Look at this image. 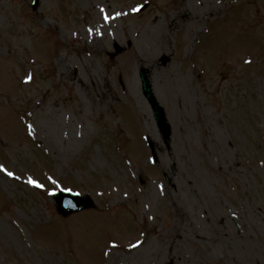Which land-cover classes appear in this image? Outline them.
<instances>
[{
    "label": "rangeland",
    "instance_id": "374dc122",
    "mask_svg": "<svg viewBox=\"0 0 264 264\" xmlns=\"http://www.w3.org/2000/svg\"><path fill=\"white\" fill-rule=\"evenodd\" d=\"M146 1L0 0V264H264V0Z\"/></svg>",
    "mask_w": 264,
    "mask_h": 264
},
{
    "label": "water",
    "instance_id": "95a60500",
    "mask_svg": "<svg viewBox=\"0 0 264 264\" xmlns=\"http://www.w3.org/2000/svg\"><path fill=\"white\" fill-rule=\"evenodd\" d=\"M146 82V79H145ZM147 83H146V87H147ZM148 91V94L150 95V91ZM158 114V113H157ZM162 114L159 113L158 114V119L160 120L161 124H164L165 121H163V117H161ZM168 130L166 132V136H167ZM170 133V132H169ZM65 196H58V204H59V212L64 214V215H70L71 213L78 211L86 206H88V202L87 201H81L80 198H67V200H64Z\"/></svg>",
    "mask_w": 264,
    "mask_h": 264
},
{
    "label": "snow or ice",
    "instance_id": "6c2138e0",
    "mask_svg": "<svg viewBox=\"0 0 264 264\" xmlns=\"http://www.w3.org/2000/svg\"><path fill=\"white\" fill-rule=\"evenodd\" d=\"M134 10H136V9H134ZM247 63H251V61L249 60V61H247ZM31 78H32L31 76L25 77L26 80H31ZM0 169H2L4 172H6L8 176H15V174L13 172L8 171V169L5 168L4 165H0ZM29 183L36 185V186H39V187H43V185L38 184V182L36 180L32 179L31 177L29 178ZM67 191L71 192L72 189H67ZM233 215H235V213H233ZM139 243L140 242L138 241L137 244H139Z\"/></svg>",
    "mask_w": 264,
    "mask_h": 264
}]
</instances>
